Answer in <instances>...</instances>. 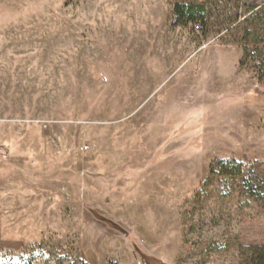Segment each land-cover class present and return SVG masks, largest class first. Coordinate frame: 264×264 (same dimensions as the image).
Returning a JSON list of instances; mask_svg holds the SVG:
<instances>
[{"label":"rangeland","instance_id":"rangeland-1","mask_svg":"<svg viewBox=\"0 0 264 264\" xmlns=\"http://www.w3.org/2000/svg\"><path fill=\"white\" fill-rule=\"evenodd\" d=\"M202 1L216 31L171 24ZM233 2L0 0V264H264V69L224 41Z\"/></svg>","mask_w":264,"mask_h":264},{"label":"trees","instance_id":"trees-1","mask_svg":"<svg viewBox=\"0 0 264 264\" xmlns=\"http://www.w3.org/2000/svg\"><path fill=\"white\" fill-rule=\"evenodd\" d=\"M234 11L231 13L232 21L223 27L225 29L224 41L237 42L242 45L240 66H247L249 61H257L258 80H262L264 69V0H234ZM244 9V11H241ZM212 8L206 2H176L172 9V25L186 26L188 23L198 24L202 33L216 31L210 28ZM217 31H220V30ZM259 73H261L259 75ZM249 163V157L243 160L219 159L215 165L225 175H239L242 163ZM212 169L210 170V172ZM113 264V263H110Z\"/></svg>","mask_w":264,"mask_h":264},{"label":"built area","instance_id":"built-area-1","mask_svg":"<svg viewBox=\"0 0 264 264\" xmlns=\"http://www.w3.org/2000/svg\"><path fill=\"white\" fill-rule=\"evenodd\" d=\"M87 146L86 145H83L82 148H86Z\"/></svg>","mask_w":264,"mask_h":264}]
</instances>
